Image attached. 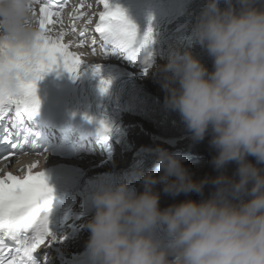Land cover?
I'll return each mask as SVG.
<instances>
[{
    "label": "clouds",
    "instance_id": "9594fccd",
    "mask_svg": "<svg viewBox=\"0 0 264 264\" xmlns=\"http://www.w3.org/2000/svg\"><path fill=\"white\" fill-rule=\"evenodd\" d=\"M209 0L192 39L213 60L209 71L190 52L175 53L158 70L166 106L181 116L193 139L209 141L214 178L196 181L167 150H153L154 172L144 190L127 183L94 193L95 213L84 225L91 264H264V0ZM35 0H0V46L7 55L33 56L41 31ZM14 72L0 74V94L16 91ZM255 159V163L249 160ZM238 166L233 176L227 166ZM162 191L202 194L160 207Z\"/></svg>",
    "mask_w": 264,
    "mask_h": 264
},
{
    "label": "snow or ice",
    "instance_id": "6c2138e0",
    "mask_svg": "<svg viewBox=\"0 0 264 264\" xmlns=\"http://www.w3.org/2000/svg\"><path fill=\"white\" fill-rule=\"evenodd\" d=\"M67 4L68 0H35L33 14L37 17L41 36L33 56L17 51L13 58L4 62L3 57L7 52L4 46H0V74L14 72L17 81L13 95L5 98L0 94V143L9 144L15 150L0 157V160H8L11 156L47 153V150L32 153L24 150L25 144L35 148L34 140L37 134L31 128V122L40 110V100L36 94L37 82L42 79L43 74L59 66H62L73 80L80 77V68L85 62L70 49L84 46L87 30H81L79 39L69 43L64 42L67 33L63 30L58 38L48 35L51 30L49 25L63 23L61 15ZM97 4L101 5L103 10L98 13L94 32L99 34L103 54L106 57L114 51H119L135 61L152 43V29L149 28L141 39L138 37L136 25L119 7L114 8L109 0H97ZM85 7L92 9L93 4L85 5L81 0L73 9V23L84 18L82 9ZM86 23L90 25L93 21L89 18ZM75 31L73 27L71 32ZM91 43L93 47L90 52L95 55V36L92 37ZM92 71L94 75H100L99 63ZM110 83L103 79L100 81L102 94L107 92ZM100 133L107 140L111 128L101 122ZM36 167L38 163L28 166L23 176L13 175L11 172L0 176V264H37L34 257L41 245L47 241L48 247L52 248L61 243L50 226L53 189L48 186L44 171L33 173ZM8 241H11V244L7 243ZM43 259L44 264H47V254Z\"/></svg>",
    "mask_w": 264,
    "mask_h": 264
},
{
    "label": "bare ground",
    "instance_id": "6f19581e",
    "mask_svg": "<svg viewBox=\"0 0 264 264\" xmlns=\"http://www.w3.org/2000/svg\"><path fill=\"white\" fill-rule=\"evenodd\" d=\"M157 79V81H156ZM152 80H155L157 83H163V77L161 76V73L158 72L155 76L153 77H149L148 78V82H151ZM152 89L155 92L160 93L163 97L166 98L167 93L165 92L164 88L159 85H154L152 86ZM139 130L138 129H134V133H137ZM139 138H142V135L139 136ZM216 155L215 150L211 147V145L205 149H203L202 151H200L199 153H197L196 158L194 160H192L189 164H187L185 167L189 173L192 175V178L196 181L202 180L205 177L208 178H214L215 176L218 175V173L214 170L212 164H211V160L212 158ZM249 160L252 163H255V159L253 157H249ZM118 161L121 162L122 159L118 158ZM202 163V164H201ZM237 165L235 162L230 163L227 166V170H226V174L228 176H233L236 173V169H237ZM162 186H155V190L156 191H162ZM142 191L144 190V188L141 189ZM215 190L214 186L212 184H208L205 186L204 191L202 194H197V193H189V194H184L185 199H195V198H200L206 195H209L211 193H213ZM160 194V207H164V206H168L171 203L177 202L179 200L180 195L178 196H171L169 194H165L163 191L159 192Z\"/></svg>",
    "mask_w": 264,
    "mask_h": 264
},
{
    "label": "rangeland",
    "instance_id": "374dc122",
    "mask_svg": "<svg viewBox=\"0 0 264 264\" xmlns=\"http://www.w3.org/2000/svg\"><path fill=\"white\" fill-rule=\"evenodd\" d=\"M156 81H157V79H156ZM202 164V163H201Z\"/></svg>",
    "mask_w": 264,
    "mask_h": 264
}]
</instances>
